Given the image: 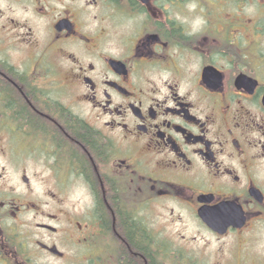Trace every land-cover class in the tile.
I'll return each mask as SVG.
<instances>
[{"label": "flooded vegetation", "instance_id": "flooded-vegetation-1", "mask_svg": "<svg viewBox=\"0 0 264 264\" xmlns=\"http://www.w3.org/2000/svg\"><path fill=\"white\" fill-rule=\"evenodd\" d=\"M0 171V264H264V0H0Z\"/></svg>", "mask_w": 264, "mask_h": 264}, {"label": "rangeland", "instance_id": "rangeland-1", "mask_svg": "<svg viewBox=\"0 0 264 264\" xmlns=\"http://www.w3.org/2000/svg\"><path fill=\"white\" fill-rule=\"evenodd\" d=\"M1 173V171H0ZM18 177V171L17 170H9V178H10V187L17 188L18 187V181L16 180Z\"/></svg>", "mask_w": 264, "mask_h": 264}]
</instances>
